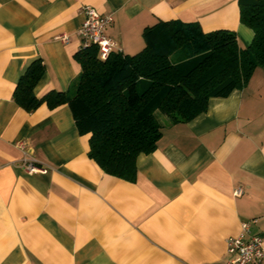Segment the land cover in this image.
I'll list each match as a JSON object with an SVG mask.
<instances>
[{
	"label": "crops",
	"instance_id": "0c3cea01",
	"mask_svg": "<svg viewBox=\"0 0 264 264\" xmlns=\"http://www.w3.org/2000/svg\"><path fill=\"white\" fill-rule=\"evenodd\" d=\"M82 5L112 14L105 33L125 54L159 21L232 30L241 47L253 38L238 0H0V264H225L243 221L264 234L263 70L187 122L156 111L162 134L135 179L107 174L68 104L27 111L12 98L36 58V97L72 88Z\"/></svg>",
	"mask_w": 264,
	"mask_h": 264
},
{
	"label": "trees",
	"instance_id": "16d2710c",
	"mask_svg": "<svg viewBox=\"0 0 264 264\" xmlns=\"http://www.w3.org/2000/svg\"><path fill=\"white\" fill-rule=\"evenodd\" d=\"M238 4L240 21L253 31L246 47L232 30L159 21L144 28V47L134 54L116 50L101 59L95 45L79 48L81 71L68 92L36 97L45 65L32 60L12 98L27 111L68 104L79 134L88 137L89 157L105 173L133 181L138 154L152 152L162 134L156 111L171 123L187 122L206 111L211 97L242 88L258 67L264 72V0Z\"/></svg>",
	"mask_w": 264,
	"mask_h": 264
},
{
	"label": "built area",
	"instance_id": "2783aa9c",
	"mask_svg": "<svg viewBox=\"0 0 264 264\" xmlns=\"http://www.w3.org/2000/svg\"><path fill=\"white\" fill-rule=\"evenodd\" d=\"M81 12L84 14V20L77 30L81 41L79 48L95 45L99 58L105 59L110 52L116 51V43L105 33L106 27L113 21L112 14H102L90 5H82ZM19 145L22 146L21 143ZM26 169L29 172L46 171L44 167H39L31 161H27ZM241 192L240 188L234 190L235 195ZM252 222H256V219L243 221L241 231L235 236L227 237L226 250L229 257L225 264H264V234L251 233Z\"/></svg>",
	"mask_w": 264,
	"mask_h": 264
},
{
	"label": "clouds",
	"instance_id": "9594fccd",
	"mask_svg": "<svg viewBox=\"0 0 264 264\" xmlns=\"http://www.w3.org/2000/svg\"><path fill=\"white\" fill-rule=\"evenodd\" d=\"M230 99H232L233 101L235 100V93H233V95H232V97H230ZM192 159H197V157L194 155L193 157H192Z\"/></svg>",
	"mask_w": 264,
	"mask_h": 264
}]
</instances>
